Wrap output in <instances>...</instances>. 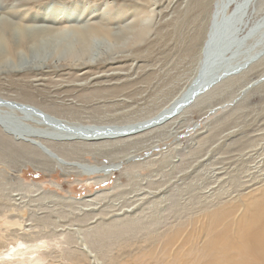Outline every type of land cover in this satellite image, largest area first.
Listing matches in <instances>:
<instances>
[{
    "label": "rangeland",
    "instance_id": "1",
    "mask_svg": "<svg viewBox=\"0 0 264 264\" xmlns=\"http://www.w3.org/2000/svg\"><path fill=\"white\" fill-rule=\"evenodd\" d=\"M213 3L0 0V97L82 125L146 119L194 78ZM263 62L164 123L55 145L67 161L117 164L108 174L60 168L0 128V252L23 243L10 264L199 256L205 229L225 223L215 214L237 220L264 194Z\"/></svg>",
    "mask_w": 264,
    "mask_h": 264
},
{
    "label": "bare ground",
    "instance_id": "2",
    "mask_svg": "<svg viewBox=\"0 0 264 264\" xmlns=\"http://www.w3.org/2000/svg\"><path fill=\"white\" fill-rule=\"evenodd\" d=\"M212 1L214 3L194 78L167 106L152 116L126 125H82L56 118L35 105L0 97V128L7 136L19 140L18 143H26L42 151L50 162H55L60 168H72L86 174H108L117 164L91 165L80 161H67L58 154L55 145L75 140L125 136L134 133H128L130 129L138 130L143 126L164 123L186 108L200 104L207 94L223 85L230 76L250 72L254 66L264 61V8L259 11L264 6V0L258 1L262 4L260 7L255 6L256 0ZM83 57L80 55L79 59ZM261 80H264V72ZM214 216L212 222L223 220V227H207V238L201 254L186 264H264V194L248 205L246 212L237 220H225L222 212ZM167 245L169 250L176 251L183 245V240L178 241L171 236ZM22 246V242L16 241L5 251H1L0 263L5 259L10 264ZM173 259L177 264L180 257L175 256ZM158 264L169 263L163 261Z\"/></svg>",
    "mask_w": 264,
    "mask_h": 264
},
{
    "label": "water",
    "instance_id": "3",
    "mask_svg": "<svg viewBox=\"0 0 264 264\" xmlns=\"http://www.w3.org/2000/svg\"><path fill=\"white\" fill-rule=\"evenodd\" d=\"M127 134V133H126Z\"/></svg>",
    "mask_w": 264,
    "mask_h": 264
}]
</instances>
